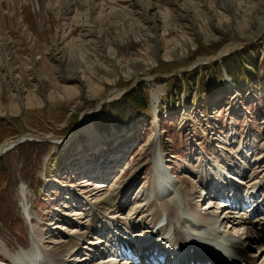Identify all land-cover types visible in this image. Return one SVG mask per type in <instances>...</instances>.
<instances>
[{"label":"rangeland","instance_id":"rangeland-1","mask_svg":"<svg viewBox=\"0 0 264 264\" xmlns=\"http://www.w3.org/2000/svg\"><path fill=\"white\" fill-rule=\"evenodd\" d=\"M103 1L104 10L95 9L88 21L84 7H76L80 12L77 18L87 23L94 20L96 31L105 26L100 41L90 50L76 48L75 56L69 54V62H59L57 48L77 45L81 38L79 29L69 26L75 23L71 21L73 9L54 2L46 6L47 2L37 5L32 0H0V146L16 140L0 156V242L8 253L29 248L34 234L46 249L59 241L73 246L79 243L83 250L71 258L67 255L68 264L72 259L83 264L108 261L89 250L95 231L79 237L84 231L82 224H94L87 206L121 174L122 166L127 169L121 181L130 180L134 169L138 176L120 200L127 208L119 216L144 202L142 193L152 169L146 152L151 136L159 135L169 170L187 182L183 186L193 193L196 207L204 196L202 173L226 162L234 165L244 157L239 153L245 155V175L263 164L264 35L254 39L253 33L264 16V0H178L177 4L150 0L171 10L180 23L166 31L159 27L157 32L155 24L148 23L147 33H155L150 40L145 35L135 39L128 32L129 23L102 17L128 3ZM181 13L188 14L184 24L177 15ZM237 42L241 46L220 54L225 46ZM76 56L82 62H76ZM150 79L153 87L148 85ZM219 82L224 89H217ZM112 90L122 93L99 103ZM85 111H89V127L80 130L77 126ZM92 130L98 133V149ZM22 134L67 138L20 143ZM110 157H119V161L105 173L102 168ZM236 164L235 169L240 170ZM263 170L264 166L261 174ZM104 173L110 177L104 181L107 186L94 193L93 184L99 183ZM82 179L92 184L84 185ZM21 189L26 191L31 220L23 213ZM204 203L199 205L201 209L212 202L208 198ZM219 205L214 203L211 213L218 215ZM260 205L264 208V202ZM73 212L76 215H70ZM147 212L129 223L139 225L145 234L155 228L140 223ZM240 212L248 213L246 209ZM113 214L117 215L111 211L108 216ZM253 215L252 221L261 222L257 211ZM56 225L65 227L62 233L53 228ZM230 225L233 230L228 232L233 234L248 231L246 224ZM253 229L261 233L259 224ZM85 241L89 242L84 247ZM0 256L5 258L1 246ZM85 257L89 260L83 262Z\"/></svg>","mask_w":264,"mask_h":264},{"label":"bare ground","instance_id":"bare-ground-1","mask_svg":"<svg viewBox=\"0 0 264 264\" xmlns=\"http://www.w3.org/2000/svg\"><path fill=\"white\" fill-rule=\"evenodd\" d=\"M32 1L37 5L42 4L43 2H47L48 4L46 6H50L51 4H54V3H60L59 4L60 7H68L71 10L73 9L74 11V16L71 17L72 18L71 21L75 23L73 24L70 23L69 26L72 27L73 29H76V28L79 29L80 34L78 36L81 35V38H79V42L77 43V45L72 43L73 45L72 47L65 45V46L57 48L58 53H61V56L59 57V62H69V60L72 59L70 58L69 54L72 56L73 55L75 56L76 48H78L79 50L80 49L90 50L91 47L96 42L100 41V34H102L101 32H103L106 29L105 26L102 25V27L96 31L95 21L91 20L90 22L87 23L86 21H83L77 18L80 16V12L79 10H76V7L78 6L84 7V9L86 10V14L87 15L89 14V16L86 19L88 21L90 19V15L95 9L96 11H98V9L101 10L103 7H106V3L103 0H32ZM112 1H118V0H112ZM119 1L121 2L124 1L123 3L124 4L128 3V5L121 6L122 8H119V11L114 10L112 12H106L107 14L102 17L108 18V19L116 18L119 21H121L123 24L129 23L128 32H131V34L134 35L135 39H138L142 35H145V38H147V40H150L151 36L153 35L152 33H154V31L156 32L158 31L157 28L160 27L162 28L163 31H166L168 27L170 26L179 27L180 25L179 21H177V16L172 17L171 10L169 12L167 8H163L160 5H157L156 3H151L150 0H142V1L119 0ZM171 1L175 2L176 4L178 3V0H171ZM75 2L78 5L74 7L73 3ZM115 5H118V4L115 3ZM103 10L104 9H102L101 11ZM137 15H140V16L138 17ZM177 15L179 17V20H182L184 24V21H186L185 19H187L188 14L181 13ZM260 19L261 21H259L256 27L254 28L253 34L256 36L254 39H257L258 37H262L264 35V16L261 17ZM22 20L23 18L20 19V21ZM112 21H114V19ZM89 23L91 24V26H89L90 28L84 30V27L86 25H90ZM113 23L115 24V22ZM148 23L155 24V26H153L154 31L151 33L149 32L147 33V31L149 30L147 26ZM125 35H128V34L126 33ZM117 37L122 39V35L120 33H117ZM241 44L242 43L239 44V42L229 44L220 51V54H225L229 50L233 49L234 47L241 46ZM67 57H69L70 59H68ZM205 59H209V58H204V60ZM75 60L76 62L77 61L82 62V58L79 56L78 57L76 56ZM74 73H77V72L74 71ZM137 81L138 80L136 79L134 82L136 83ZM148 85L153 87L154 82L150 79L148 81ZM121 93H122V90H112L108 94V96L104 97L103 100H101L99 103H101L102 101L104 103L105 101H108L111 98L116 97ZM155 99H156L155 95H153V100ZM155 105H156V102L152 104L153 106L152 108L154 111H156ZM88 118H89V111H85L80 115L79 125L77 126L78 128H80V130L83 128L89 127L87 126V124H89ZM91 134H93V136L95 137L94 147L95 149H98L101 146L98 133H96V130H94L93 133ZM24 135L25 134H22L19 140L22 139ZM28 136L33 137L35 135L30 134ZM49 138L50 140H53V141H61V140L63 141L64 139L67 138V136H64V138L63 137L57 138L56 136H50ZM149 140L150 142L147 143L146 152L148 156V162L151 163L152 169L150 170V173H149V178H148V183H147L148 185L145 189V192L142 193V195L145 196V199L143 200L144 202L142 204L135 205L131 209V212L126 213V215L119 216L120 211L123 210L124 208H127L126 203H122L120 200L123 199L125 196H127L128 190L130 188V182H133L137 178L138 172H137V169H134L133 173L131 174L130 180L128 179L126 181H121L122 174H124L125 170L127 169V166L126 167L122 166L121 174L115 177V180L112 183H110L109 187L106 190L102 191L103 190L102 187L107 186L104 184L105 183L104 181L106 180L108 181L110 178L108 176L109 173L107 175L105 173L111 172L112 168L114 167L113 164L116 162L118 163L119 161V157L107 158L104 163L105 166L104 168H102V170H105V173H104L105 175L99 180V183L95 182L92 188L94 193H97L100 191L102 192H100L97 195L98 196L97 198H95L93 201L90 202L91 205L87 206V208L89 207L90 208L89 210L92 212V214L90 215L92 217V221H94V224L92 223L82 224V229L84 231L82 232L81 235H79V237L81 236L86 237L88 233H91L95 230L99 231V228L96 227L95 222H101L103 220L108 221L110 225L107 228H109L111 225H114V227H119V224H122L126 228L128 227V231H130L129 232L130 237H127L124 234L122 238V242L124 243V245L128 246L132 250L133 247L131 245H134L139 241V240L132 239L131 237L132 233H134L133 235H135V237L141 236L142 238H144L142 240V243L150 239H153L152 236L150 237L142 236L140 234L141 230H137L139 232H136L133 230L135 228V225L129 224L130 221H133V220L135 221L136 218H138V215L140 213H144L148 211L149 213L147 212L145 215H143V217H141L140 220H141V223L145 222L144 223L145 226H148V225L152 227L156 226L155 233L159 235V237L157 238H159V240L162 243L158 242L159 245H156L155 249L159 248L160 246L167 248L168 246H166L165 244H169V245L173 244L177 246L184 245L185 247L191 248V249L197 248V247L203 248L204 250L207 251V255H209L210 253V255L212 256L217 255L219 257L232 256V257H235L236 259L247 260L249 264H264V225H261V224H264V221H263L264 220V208L261 205L259 206V203L256 199L257 197L262 198V202H264V193L262 192L264 190V173L261 174L262 166H264V153L260 155L261 160L263 161L262 166L259 164L254 166L253 172L250 173V175H245L246 165L243 159L245 156L242 158H238L237 163L239 164L238 169L240 170H236L238 178L241 181L243 180L242 182L246 183V187H245L246 198L249 199L251 206L255 205L254 208H256V210L252 211L251 215L254 216L253 213L257 211L258 215H260L261 222H259V220L252 221L251 215H249L248 213H242V212H240V215L237 219H234L236 218V216L234 217L232 215L231 217L230 213L226 209L220 210V207L216 208L217 211L219 212L218 215L217 213H211L210 210L213 209L214 207V203L212 200H211L212 203L209 204L208 206H205L203 209H201V207H196L192 203L193 196H194L193 193L185 189V187L183 186L185 185V183L187 184V182L185 181H184L185 183L181 182V179L177 178L174 175V173L169 170L167 159H165V156H164V152H165L164 146H162L163 144L161 145V143L158 142L159 135L158 137L151 136ZM232 140L236 141L235 138H232ZM15 141H12L8 144L5 143L4 145H1L0 146V156L1 154H3V152L7 148H10L11 145L15 143ZM237 144L240 146L239 143ZM258 158L255 157L253 159L257 160ZM232 164L231 165L228 164L229 168L233 167ZM235 166H237V164H235L234 167ZM93 173L94 172H91V174ZM221 175L222 174L221 173L219 174L218 172L214 175V177L221 178L223 177ZM91 178H94V177L91 176ZM201 180L203 181V179ZM55 181L56 180H54L53 182ZM80 182L84 185L92 184L91 182L87 180H83V179L80 180ZM200 184L202 185L201 182ZM217 186L224 187L223 182ZM210 195H211L210 193L204 194L202 200L206 201L208 200V198L210 199L211 197ZM20 196H21V204L23 206V213L30 216L31 217L30 220H31L32 216L31 214H29L28 209H27V205H26L27 196H26V191L24 189H21ZM79 197L83 198V196L82 197L79 196ZM238 202L240 203V201ZM261 207L263 208L262 210H260ZM111 211H113L117 215L113 214L112 216L108 217ZM77 214H78V217H81L80 215L81 212ZM70 215L72 216L76 215V212L70 213ZM230 223L233 224L234 226L236 225L241 226L243 224H246L248 231L241 232L240 234H233L231 232H228V229L226 226L227 224H230ZM258 224L260 225L261 233H258L253 229L255 225H258ZM53 228H59L58 230H60V232L61 230L63 231L65 229L63 225H56V227H53ZM72 232L73 230L70 229L69 233H72ZM114 237H115V233L112 234L111 236L112 239L110 241L114 240L115 239ZM93 238H95L96 241H93V245H90L89 250L90 251L94 250L95 253H97L95 248L96 247L100 248L99 246H97V244L101 240L97 239L96 236ZM31 239H32V242L29 248L21 249L20 251L14 254L10 252L8 253L6 251V248H7L6 245L0 242L1 254L5 256V258H2L0 256V264H68L65 258L67 255H70L68 257L71 258V256L73 255L76 256V254H79V252L83 250V248L79 247L80 244H76L73 246L71 245L72 243L65 244L63 241H59L58 243H55L54 245L51 244L52 245L51 249H46L48 247H45V248L41 247L42 244L40 243L39 241L40 238L38 236L31 234ZM81 241H83V239H81ZM164 241L165 243H163ZM86 242H89V241H85V243ZM170 247L173 248V246H170ZM252 247L256 249V251L254 249H251ZM178 249L179 251H175V253L179 257H186L185 255L187 254L182 253L180 248ZM86 250L88 249L86 248ZM57 252L59 253L58 260L55 259ZM160 254H163V253L160 252ZM61 256L64 258H62ZM105 257L104 259H108V261H101L96 264H109L110 263L109 258H107V256ZM202 258H203L202 256L201 257L188 256L187 260L188 261L191 260L192 262L197 263V262H201L203 260ZM87 260H89L88 257H85L83 259V262ZM148 261L150 260L148 259ZM165 261H166L165 264H173L172 262L173 261L175 262V260L172 257H170V254H168V256L165 257ZM128 262L130 261L126 260L124 261V264ZM155 262L156 261H154L153 263L152 262H141L140 264H161V263H155ZM71 264H83V263L82 262L77 263L75 260L73 261L72 259Z\"/></svg>","mask_w":264,"mask_h":264},{"label":"water","instance_id":"water-1","mask_svg":"<svg viewBox=\"0 0 264 264\" xmlns=\"http://www.w3.org/2000/svg\"><path fill=\"white\" fill-rule=\"evenodd\" d=\"M103 100V99H102ZM101 103H103V101L101 102ZM26 139H28V140H36V141H41V140H44V139H50L49 138V136H47V137H40V136H37V135H35V136H26V137H24L23 139H21L19 142L21 143V142H24Z\"/></svg>","mask_w":264,"mask_h":264},{"label":"trees","instance_id":"trees-1","mask_svg":"<svg viewBox=\"0 0 264 264\" xmlns=\"http://www.w3.org/2000/svg\"><path fill=\"white\" fill-rule=\"evenodd\" d=\"M221 87H222L223 89L225 88V87H223L222 84L219 82V85H218L217 89H220Z\"/></svg>","mask_w":264,"mask_h":264}]
</instances>
